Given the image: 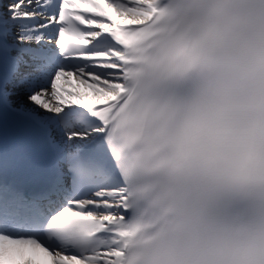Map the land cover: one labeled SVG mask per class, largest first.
<instances>
[{
	"label": "clouds",
	"instance_id": "9594fccd",
	"mask_svg": "<svg viewBox=\"0 0 264 264\" xmlns=\"http://www.w3.org/2000/svg\"><path fill=\"white\" fill-rule=\"evenodd\" d=\"M159 6L115 141L117 264H264V0Z\"/></svg>",
	"mask_w": 264,
	"mask_h": 264
},
{
	"label": "snow or ice",
	"instance_id": "6c2138e0",
	"mask_svg": "<svg viewBox=\"0 0 264 264\" xmlns=\"http://www.w3.org/2000/svg\"><path fill=\"white\" fill-rule=\"evenodd\" d=\"M162 14L159 0H0V264H117L115 141Z\"/></svg>",
	"mask_w": 264,
	"mask_h": 264
},
{
	"label": "bare ground",
	"instance_id": "6f19581e",
	"mask_svg": "<svg viewBox=\"0 0 264 264\" xmlns=\"http://www.w3.org/2000/svg\"><path fill=\"white\" fill-rule=\"evenodd\" d=\"M5 2H7V0H5ZM116 82H118V81H116ZM83 110V109H82Z\"/></svg>",
	"mask_w": 264,
	"mask_h": 264
}]
</instances>
